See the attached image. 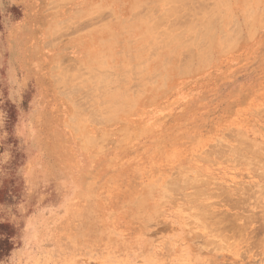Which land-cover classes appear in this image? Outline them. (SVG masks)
I'll return each instance as SVG.
<instances>
[{"label":"rangeland","instance_id":"374dc122","mask_svg":"<svg viewBox=\"0 0 264 264\" xmlns=\"http://www.w3.org/2000/svg\"><path fill=\"white\" fill-rule=\"evenodd\" d=\"M208 2L0 0V264H264V0Z\"/></svg>","mask_w":264,"mask_h":264},{"label":"bare ground","instance_id":"6f19581e","mask_svg":"<svg viewBox=\"0 0 264 264\" xmlns=\"http://www.w3.org/2000/svg\"><path fill=\"white\" fill-rule=\"evenodd\" d=\"M214 1H215V0H214ZM214 1L211 0V2H214ZM219 1H220V2H224V0H223V1L219 0ZM193 2H194V1H193ZM209 2H210V0H209ZM209 2H208V3H209ZM140 3H143V2H140ZM140 3H138V4H140ZM191 3H192V2H191ZM191 3H190V0H166V3H165V4H166V5H165L166 7L164 6V7L162 8V11L164 10V8H165V11H166V16L164 15V16H163V19L169 17L170 19H168L167 24L170 23L171 25L169 24L168 26H164V27H162L163 29L160 28L159 32H161V31L163 32V30H164L163 33L166 34V35H168V31H171L170 29H172V28L176 29V28L178 27V26H177V27L175 26V25H176V21H175V19L178 20V17L176 18V15H178V14H176V13H177V12L179 13V12H180L179 10L182 9V8H183V12H185L186 10H188L187 7H189V5H192ZM198 3H199V2H198ZM202 3H204V1H203ZM202 3H201V4H202ZM216 3H217V2H215V4H216ZM226 3H227V2H225V4H226ZM136 4H137V2H136ZM162 4H163V3H162ZM201 4H200V5H201ZM223 4H224V3H223ZM194 5H195V3H194ZM200 5H199V7H200ZM206 5H207V4H206ZM147 6H150V5H147ZM147 6H146V7H147ZM155 6H156V5H155ZM155 6H153V8H154ZM161 6H163V5H161ZM186 6H187V7H186ZM201 6H202V5H201ZM210 6H211V5H210ZM213 6H215V5H213ZM224 6H226V5H224ZM143 7H144V5H143ZM143 7L138 8V9L140 10V9H142ZM185 7H186L187 9H186ZM190 7L193 8L192 6H190ZM217 7H219V6H218V3H217ZM144 8H145V7H144ZM144 8H143L142 10H144ZM153 8H152V10H153ZM184 8L186 9L185 11H184ZM195 8H196V9H195ZM195 8H194V9L197 10V7H195ZM208 8L210 9V8H212V7H208ZM146 9H147V8H146ZM149 9H150V8H149ZM194 9L191 10V9L189 8V10H191V11H193ZM203 9H204V8H202V10H203ZM216 9H217V8H215V10H216ZM251 9H252V8H251ZM104 10H105V9L101 10V12L103 13ZM107 10H109V9H107ZM135 10L138 11L137 8H136ZM135 10H132V11L135 12ZM142 10H140V11H142ZM154 10H155V8H154ZM189 10H188V11H189ZM212 10H213V9H212ZM215 10H214L213 12H215ZM93 11H94V10H93ZM140 11H139V13H140ZM145 11H146V10H145ZM162 11H160V12H162ZM181 11H182V10H181ZM206 11H208V10H206ZM218 11H219V10H218ZM96 12H98V11H96ZM96 12H95V13H96ZM108 12H109V11H108ZM183 12H182V13H183ZM193 12H194V11H193ZM196 12H198V11H196ZM196 12H195V13H196ZM222 12H223V11H222ZM222 12H221V14H222ZM102 13H98V14H102ZM110 13H111V12H110ZM135 13H136V12H135ZM142 13H143V11H142ZM144 13H145V12H144ZM187 13H188V12H187ZM187 13H186V14H187ZM195 13H194V14H195ZM199 13H200V12H199ZM202 13L204 14V13H206V12H203V11H202L200 14L202 15ZM228 13H229V12H228ZM98 14H96V15L98 16ZM108 14H109V13H108ZM136 14H138V13H136ZM179 14H180V13H179ZM191 14H192V13H191ZM200 14H197V13H196V15H200ZM221 14H220V16H221ZM92 15L94 16V14H92ZM141 15H142V14H141ZM167 15H168V16H167ZM201 15H200V17H201V24L199 25L200 22H198V25H199V26H196V25H197V22H196V24L194 23V22L196 21V19H197V18L194 19V18H193L194 16L191 17L190 21H189V20L183 21V22H182L183 24L181 23L183 26L180 24V25L182 26V28H181V26H179V28H180V30H178L179 32L177 31L178 33L176 34V31H175V33L173 34V35H174V38H175V36H176V37H181V38H182V35H183V34H189V32H191V34H190V36H189V37H191V36H192V33H194V35H195V33H196V32H199V31H200V35H201V33H202V35H203V37H201V40H202V38H205L206 35L208 36L210 33H211L210 35H212V32L209 33V31H210V27H211V25H212V23L210 22V19H211L210 17H211V16L214 17L215 15H214V14H213V15H209V13H208V16H209V17L207 16V13H206V15H205V14L202 15V16H201ZM228 15H229V14H228ZM93 16H90V17L93 18ZM101 16H102V15H101ZM101 16H99V17H101ZM103 16H104V15H103ZM148 16H149V15H148ZM148 16H147V17H148ZM158 16H159V15H158ZM189 16H190V15H189ZM204 16H205V17H204ZM232 16H233V15H232ZM111 17H112V16H111ZM164 17H165V18H164ZM195 17H196V16H195ZM198 17H199V16H198ZM218 17H219V16H218ZM91 18H90V19H91ZM96 18H97V17H96ZM106 18H107V17H106ZM155 18H156V17H155ZM179 18H180V17H179ZM209 18H210V19H209ZM232 18H233V17H232ZM86 19L89 20V17L86 18ZM148 19H149V18H148ZM163 19L161 20V17H159V19H157L158 22H157V21H156V22H157L158 24H159V23L161 24L162 21L164 22ZM188 19H189V18H188ZM192 19H194L195 21H191ZM220 19H221V18H219V20H220ZM233 19H234V18H233ZM233 19H232V20H233ZM88 20H86V21L88 22ZM93 20H94V19H93ZM95 20H96V19H95ZM155 20H156V19H155ZM155 20H153V23H152L151 26H153V25H154V27L157 26V24L155 25V23H156ZM159 20H160V22H159ZM170 20H171V22H170ZM173 20L175 21V24H173L175 27L172 25V22H174ZM219 20H218V22L221 21V20H220V21H219ZM86 21L84 22L85 24H87ZM90 21H92V19L89 20V22H90ZM101 21H102V20H101ZM165 21H166V20H165ZM199 21H200V20H199ZM211 21H212V20H211ZM78 22H79V21H78ZM95 22L97 23V21H95ZM98 22H100V21H98ZM154 22H155V23H154ZM90 23H91V22H90ZM184 23H185V24H184ZM233 23H234V22H233ZM233 23L231 22V24H233ZM237 23H238V22H237ZM93 24H94V23H93ZM93 24H92V25H93ZM160 24H159V25H160ZM163 24H164V23H163ZM214 24H215V23H214ZM149 25H150V24H149ZM161 25H162V24H161ZM165 25H166V24H165ZM234 25H235V23H234ZM234 25H233V26H234ZM82 26H83V25H82ZM138 26H139V25H138ZM169 26H171L170 29H169ZM69 27H70V26H69ZM74 27L76 28L77 26H74ZM80 27H81V26H80ZM85 27H86V25H85ZM165 27H167L168 29L165 28ZM214 27H216V26H214ZM229 27H230V25H228V28H229ZM72 28H73V26H72ZM75 28H73V29H75ZM221 28H222V27H221ZM231 28H232V27H231ZM231 28H230V29H231ZM67 29H69V28H67ZM76 29H77V28H76ZM81 29H82V27H81ZM158 29H159V28H158ZM165 29H166L167 31H166ZM215 29H216V28H215ZM172 30H173V29H172ZM212 30H213V29H212ZM220 30H221V29H220ZM70 31H71V30H70ZM78 31H79V29H78ZM157 31H158V30H156V32H157ZM218 31H219V30H218ZM227 31H228V30H227ZM231 31H232V29L230 30V32H231ZM169 33H170V32H169ZM213 33H214V32H213ZM221 33H222V32H221ZM223 33L225 34V32H223ZM227 33H228V32H227ZM232 33H234V32H232ZM235 33H236V32H235ZM235 33H234V34H235ZM161 34H162V33H161ZM164 34H163V35H164ZM224 34H223V35H224ZM194 35H193V36H194ZM153 36H154V34H153ZM158 36H159V34H158ZM184 36H185L184 38L187 37L186 35H184ZM229 36H230V34H229ZM229 36H228V37H229ZM231 36H233V35L231 34ZM164 37H166V36H164ZM171 37H172V39H174L173 36H171ZM199 37H200V36H199ZM199 37H198V38H199ZM221 37H222V34H221ZM221 37H220V38H221ZM160 38H161V37H160ZM168 38H169V40H171V38L169 37V35H168ZM184 38H182V39H184ZM196 38H197V37H196ZM209 38H211V37H209ZM226 38H227V37H226ZM226 38H224V39H226ZM230 38H231V37H230ZM158 39H159V38H158ZM182 39H181V40H182ZM188 39H189V38L187 37V40H188ZM224 39L222 38V40H224ZM146 40H147V39H146ZM149 40H150V39H149ZM195 40H196V39H195ZM199 40H200V38H199ZM209 40H210V39H209ZM222 40H221V41H222ZM144 41H145V40H144ZM158 41H159V40H158ZM185 41H186L185 39H184V41H180V44H181L182 42H185ZM193 41H194V39H193ZM196 41H197V40H196ZM196 41H195V42H196ZM203 41H204V40H203ZM203 41H202V42H199V41H198V42L203 44V43H204ZM205 41H207L206 38H205ZM149 42H150V41H149ZM188 42H190V41H188ZM198 42H197V43H198ZM228 42H229V41H228ZM140 43H141V42H140ZM154 43H155V42H154ZM160 43H161V42H160ZM178 43H179V42H178ZM210 43H211V42H210ZM141 44H143V43H141ZM183 44H184V43H183ZM183 44H181V45H183ZM202 44H200V45H202ZM205 44H206V43H205ZM205 44H204V45H205ZM162 45H163L162 43H161V45L159 44L160 47H161ZM165 45H166V44H165ZM189 46H191V45H189ZM197 46H199V45H197ZM224 46H225V45H224ZM152 47H155V48H156L157 45H156V46H155V45H154V46H151V48H152ZM185 47H186V46H185ZM189 48H190V47H188V48L186 47L185 50L189 51V50H188ZM169 49H170V47H169ZM196 49H197V48H196ZM199 49H201V48H199ZM151 50H152V49H151ZM180 50H181V49H180ZM185 50H184V51H185ZM206 50H207V49H206ZM184 51H183V52H184ZM181 52H182V51H181ZM183 52H182V53H183ZM190 52H191V51H190ZM208 52H209V51H208ZM182 53H181L182 58H179V59H183L184 57L186 58V56H188L187 54H190V53L187 52L186 55H185V54L183 55ZM206 53H207V52H206ZM152 54H153V53H152ZM209 54H210V53H209ZM148 55H149V54H148ZM149 56H150V55H149ZM164 56H165V55H164ZM164 56H163V57H164ZM181 56H180V57H181ZM189 57H190V56H189ZM208 57H209V56H208ZM185 58H184V59H185ZM104 61H105V60H104ZM77 63H78V62H77ZM183 63H184V62H183ZM134 64H135V63H134ZM70 65H71V64H70ZM74 65H76V64H74ZM136 65H137V64H136ZM77 66H79V64H78ZM80 66H81V65H80ZM94 67H95V66H94ZM129 67H130V66H129ZM64 68H65V67H64ZM64 68H62V70H63ZM69 68H70V67H69ZM81 68H83V67H81ZM132 68H133V67H132ZM71 69H72V68H71ZM71 69H70V70H71ZM105 69H106V68H105ZM126 69H127V68H126ZM126 69H125V71H126ZM94 70H95V68H94ZM97 70H98V67H97ZM97 70H95V71L97 72ZM99 70H100V69H99ZM107 70H108V69H107ZM128 70H129V69H128ZM70 72H71V71H70ZM70 72H69V73H70ZM98 72H99V71H98ZM102 72H103V71H102ZM109 72H111V71L109 70ZM112 72H113V71H112ZM122 72H123V70H122ZM132 72H133V71H131V73H132ZM67 73H68V72H67ZM69 73H68V75H66V73H65V75H66V76H69V75H70ZM86 73H87V72H86ZM92 73H93V71H92ZM92 73H91V74H92ZM100 73H101V72H100ZM104 73L106 74L105 70H104ZM126 73H127V72H126ZM134 73H135V72H134ZM93 74H94V73H93ZM93 74H92V75H93ZM119 74H120V73H119ZM121 74H122V73H121ZM136 74H137V73H136ZM89 75H90V74H89ZM94 75H96V74H94ZM134 75H135V74H134ZM70 76H71V75H70ZM72 76H73V75H72ZM77 76H78V75H77ZM79 76H80V75H79ZM102 76H103V75H102ZM59 77H60V76H59ZM90 77H91V76H90ZM121 77H122V76H121ZM135 77H137V76H135ZM72 78H73V77H72ZM102 78H103V77H102ZM59 79H60V78H59ZM67 79H68V78H67ZM76 79H77V78H76ZM77 80H78V79H77ZM81 80H82V79H81ZM81 80H80V81H81ZM78 81H79V80H78ZM99 81H101V79H100ZM103 81H104V80H103ZM107 81H108V80H106V82H107ZM104 82H105V81H104ZM133 82H134V81H133ZM98 84L101 85V83H98ZM98 84H97V85H98ZM104 84H105V83H102V87L104 86ZM78 85H79V84H78ZM100 85H99V87H101ZM135 85H137V84H135ZM130 86H131V85H130ZM91 87H92V86H91ZM91 87H89V88L92 89ZM66 88H68V87H66ZM78 88H79V86H78ZM89 88H87V89H89ZM94 88H95V87H94ZM94 88H93V90H94ZM97 90H98V89H97ZM124 90H125V89H124ZM132 90H133V89H132ZM63 91H65V90H63ZM69 91H70V90H69ZM89 91H90V90H89ZM66 92H67V90H66ZM124 92H125V91H124ZM97 93H98V92H97ZM70 94H71V93H70ZM81 94H82V93H81ZM87 94H88V93H87ZM90 94H92V93H90ZM84 95H85V94H84ZM99 95H101V94H99ZM79 96H80V94H79ZM81 96H82V95H81ZM88 97H89V96H88ZM81 98H82V97H81ZM85 98H86V96H85ZM85 98H83V100H84ZM89 99H90V98H89ZM87 101H88V100H87ZM98 102H99V101H98ZM98 104H99V103H98ZM80 105H81V104H80ZM87 105H88V104H87ZM87 105H86V106H87ZM99 105H100V104H99ZM90 110H91V109H90ZM89 113H90V112H89ZM89 113H88V114H89ZM90 116H91V115H90ZM94 116H95V115H94ZM241 137H242V136H241ZM243 138H245L244 140H248V139H246V137H243ZM248 141H249V140H248ZM246 142H247V141H246ZM217 144H218V143H217ZM219 144H222V142H220ZM212 145H213V144H212ZM215 145H216V144H215ZM218 146H219V145H218ZM224 146H225V145H224ZM235 146H236V145H235ZM219 147H221V146H219ZM219 147H218V148H219ZM212 148H213V147H212ZM218 148H217V149H218ZM245 148H246V147H245ZM221 149H222V147H221ZM215 150H216V148H215ZM223 150H224V149H223ZM226 150H227V149H226ZM228 150H231V148L228 149ZM250 150H251V148H250ZM232 151H233V149H232ZM236 151H237V150H236ZM253 151H255V150H253ZM224 152H226V151H224ZM258 152H259V151H258ZM255 153H256V152H255ZM239 154H240V153H239ZM239 154L237 155V157L239 156ZM253 154H254V153H253ZM259 154H261V153H259ZM233 155H234V153H233ZM234 156H236V155H234ZM234 156H233V157H234ZM240 156H243V155H240ZM254 156H256V155H254ZM244 157H245V156H244ZM242 158H243V157H241L240 160H242ZM247 158H248V157H247ZM251 158H252V157H251ZM253 158H254V157H253ZM238 159H239V158H238ZM244 160H245V158H244ZM248 161H249V160H248ZM251 161H252V160H251ZM253 161H255V160H253ZM259 161H260V160H259ZM259 161H258V162H259ZM262 165H263V164H262ZM250 166H252V165H250ZM253 167H254V166H253ZM262 167H263V166H262ZM255 168H256V167H255ZM255 171H256V170H255ZM260 171H262V170H260ZM260 171H259V172H260ZM257 173H258V171H257ZM175 174H176V173H175ZM262 174H263V173H262ZM188 178H189V177H188ZM188 178H186V179H188ZM183 179H184V178H183ZM191 181H192V180H191ZM193 182H194V181H193ZM212 182H214V181H212ZM166 183H167V182H166ZM178 183H179V182H178ZM180 183H181V182H180ZM184 183H187V182H184ZM191 184H192V183H191ZM177 185H178V184H177ZM179 185H180V184H179ZM261 185H262V184H261ZM172 186H173V185H172ZM215 186H216V185H215ZM170 187H171V186H170ZM174 187H175V186H174ZM259 187H260V186H259ZM206 188H208V187H206ZM222 188H223V187H222ZM243 188H244V187H243ZM251 188H252V187H251ZM223 189H225V188H223ZM263 189H264V188H263ZM263 189H262V190H263ZM246 190H247V189H246ZM255 190H256V189H255ZM260 190H261V189H260ZM199 191H200V190H199ZM218 191H219V190H218ZM210 192H211V191H210ZM251 192H252V191H251ZM226 193H227V192H226ZM202 194H204V193H202ZM211 194H212V193H211ZM194 195H195V194H194ZM224 195H225V194H224ZM195 196H196V195H195ZM199 196H201V195H199ZM206 196H207V195H206ZM225 196H227V198H228L230 195H229V196H228V195H225ZM193 197H194V196H193ZM188 198H189V197H188ZM225 198H226V197H225ZM229 198H231V197H229ZM236 198H237V197H236ZM226 200H227V199H226ZM233 200H234V199H233ZM237 200H238V199H237ZM172 201H173V200H172ZM247 201H248V200H247ZM263 201H264V199H263ZM213 203H214V202H213ZM194 204H195V203H194ZM244 204H246V203H244ZM201 205H202V204H201ZM212 205H213V204H212ZM183 206H184V205H183ZM194 206L196 207V205H194ZM239 206H241V205H239ZM184 207H185V206H184ZM250 207H251V206H250ZM199 210L201 211V209H199ZM204 210H207V209H204ZM210 210H211V209H210ZM213 211H214V210H213ZM261 211H262V210H261ZM197 212H198V211H197ZM215 212H216V211H215ZM250 212H251V211H250ZM252 212H255V211H252ZM194 213H195V212H194ZM210 213H211V212H210ZM210 213H209V214H210ZM257 213H259V212H257ZM261 213H262V212H261ZM190 214H191V213H190ZM206 214H207V213H206ZM213 214H214V213H213ZM207 215H208V214H207ZM253 215H254V214H253ZM198 216H199V218H200L201 215H198ZM218 216H219V215H218ZM234 216H236V214H235ZM257 216H258V215H257ZM263 216H264V214H263ZM201 217H204V216H201ZM210 217H211V216H210ZM221 217H222V216H221ZM238 217H239V216H238ZM261 217H262V216H261ZM196 218H197V217H196ZM240 218H241V215H240ZM200 219H201V218H200ZM200 219H199V220H200ZM210 219H211V218H210ZM229 219H230V218H229ZM236 219H237V218H236ZM195 220H196V219H195ZM202 220H203V219H202ZM202 220H201V221H202ZM242 220H243V219H242ZM188 221H189V220H188ZM188 221H187V222H188ZM193 221H194V220H193ZM190 222H192V221H190ZM223 222H224V221H223ZM235 222H236V221H235ZM240 223H241V222H240ZM196 224H197V223H196ZM209 224H210V223H209ZM232 224H233V223H232ZM215 226H216V225H215ZM215 226H214V227H215ZM235 227H236V226H235ZM210 228H211V227H210ZM216 228H217V227H216ZM239 228H240V227H239ZM223 230H224V229H223ZM210 231H211V233H213L211 229H210ZM213 231H214V230H213ZM225 231H226V230H225ZM234 232H236V231H234ZM218 233H219V232H218ZM220 233H221V232H220ZM220 233H219V234H220ZM225 234H226V233H225ZM210 235H211V234H210ZM218 236H219V235H218ZM218 236H217V237H218ZM220 239H221V238H220ZM212 241H213V240H212Z\"/></svg>","mask_w":264,"mask_h":264}]
</instances>
